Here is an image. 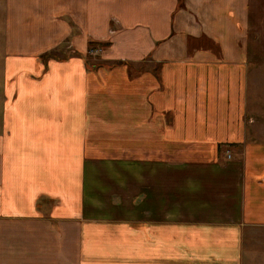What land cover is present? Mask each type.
<instances>
[{
  "label": "crops",
  "instance_id": "0c3cea01",
  "mask_svg": "<svg viewBox=\"0 0 264 264\" xmlns=\"http://www.w3.org/2000/svg\"><path fill=\"white\" fill-rule=\"evenodd\" d=\"M228 1H6L0 264L240 263L264 226L263 97ZM59 16L81 55H43L71 36ZM91 40L112 51L88 67Z\"/></svg>",
  "mask_w": 264,
  "mask_h": 264
},
{
  "label": "rangeland",
  "instance_id": "374dc122",
  "mask_svg": "<svg viewBox=\"0 0 264 264\" xmlns=\"http://www.w3.org/2000/svg\"><path fill=\"white\" fill-rule=\"evenodd\" d=\"M6 1L0 0V43L5 39L4 29V11L6 9ZM212 1V0H210ZM215 0H213L214 2ZM200 2V0H198ZM226 3V4H225ZM223 8H229L231 12L245 13V26L241 24L239 37L242 45L245 46V74L248 85V92H258L263 98V105L254 104L253 99L250 100L249 116L256 114V121L264 124V0H230L225 2ZM189 0H177L176 10L188 8ZM228 5V6H226ZM187 10V9H186ZM7 18V17H6ZM8 20V18H7ZM55 20H63L68 23L71 36L63 40L55 49L46 52L43 55L53 54L54 57L75 56L79 52L75 51L71 45V40L77 33L76 21L74 18L59 16ZM103 43L97 40L88 41L86 52L82 55L87 60V66L92 67L93 64L100 63L102 57H108L109 53L102 52ZM1 50V49H0ZM235 51V50H229ZM240 51V56H241ZM81 55V54H79ZM109 62V61H106ZM111 63H107L109 66ZM241 67V66H240ZM260 106L261 109H257ZM252 107L261 114L252 112ZM238 152L236 150H228V156ZM239 264H264V226L247 227L244 232L243 253Z\"/></svg>",
  "mask_w": 264,
  "mask_h": 264
},
{
  "label": "built area",
  "instance_id": "2783aa9c",
  "mask_svg": "<svg viewBox=\"0 0 264 264\" xmlns=\"http://www.w3.org/2000/svg\"><path fill=\"white\" fill-rule=\"evenodd\" d=\"M100 50H102V52H107V53H109V52H111L112 51V49H109L108 47H105V48H102V49H100ZM229 157H230V154H229Z\"/></svg>",
  "mask_w": 264,
  "mask_h": 264
}]
</instances>
